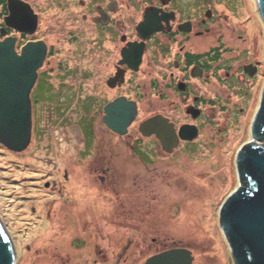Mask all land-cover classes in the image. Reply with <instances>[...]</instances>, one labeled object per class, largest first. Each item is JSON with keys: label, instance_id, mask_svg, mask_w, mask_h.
<instances>
[{"label": "flooded vegetation", "instance_id": "af4514ba", "mask_svg": "<svg viewBox=\"0 0 264 264\" xmlns=\"http://www.w3.org/2000/svg\"><path fill=\"white\" fill-rule=\"evenodd\" d=\"M22 1L35 15L34 30L29 33L7 26L8 0H0V31L5 30L0 39L15 37L17 52L24 43L41 40L46 51L29 93L30 141L17 154L27 158L31 170L47 166L51 172L47 181L42 179V187L52 188V208H69L58 200L59 194L67 191V183L73 187L72 182H79L74 162L80 167L82 181L78 185L85 199L73 208L80 213L84 241L88 238L93 249L79 261L76 258L75 264H143L149 256L175 247L189 249L194 264L196 257L189 245L171 242L161 248L149 247L135 259L131 234L128 239L120 237L122 251L118 255L107 253L101 240L113 239V234L105 231L108 227L116 230L127 224L131 231V225L149 224L146 218L163 217L166 207L159 201L143 202L142 207L134 202L136 211L131 209V177L136 175L131 166L139 167L151 180L166 169L165 160L194 155L195 142L202 134L218 139L213 133L215 126L228 130L231 122L236 125L234 132L251 133L264 94L263 41L249 40L239 31L236 39L242 38L244 46L229 44L224 34L209 27L214 18L211 10L200 16L197 6L183 11L176 0ZM146 8L152 21H160L161 29L141 35L136 25ZM205 38L209 40L205 42ZM41 79L44 88L39 90ZM112 102H121L116 110L129 113L123 134L104 121L105 106ZM151 117L175 131L164 138L171 142L169 146L164 147L153 132L141 133L140 123ZM46 128L57 134V140L43 138ZM60 128H64L62 137ZM66 128L71 136L65 139ZM41 142H46L42 149L38 147ZM246 143L236 145L234 158ZM32 144L36 146L34 154H26ZM127 179L129 184H123ZM135 213L140 216H132ZM161 217L154 223L162 224ZM84 223L89 225V233L83 229ZM55 258L50 256L51 263Z\"/></svg>", "mask_w": 264, "mask_h": 264}, {"label": "rangeland", "instance_id": "374dc122", "mask_svg": "<svg viewBox=\"0 0 264 264\" xmlns=\"http://www.w3.org/2000/svg\"><path fill=\"white\" fill-rule=\"evenodd\" d=\"M176 1L183 11L187 7L197 6L200 16H205L204 11L210 8L214 18L209 21L212 22L209 23L210 26L208 23L207 25L212 31L224 34L223 39L229 44L238 48L244 46L242 38L236 39L237 32L241 31L249 40L257 39L258 43L263 41L264 50V20L260 12H257V0ZM207 40L209 38L204 39L205 42ZM104 44H107L106 41ZM43 88L44 81L41 79L38 89ZM235 126L231 122L228 130L215 126L213 133L217 134L218 139H209L202 134L195 142L198 148L194 155H178L165 160L166 169H161L158 176L151 180H147L148 177L144 176L139 167L131 166V173L136 174L131 177V209L136 211L134 202L136 206L142 207L143 202L150 201H159L166 208L162 210L163 217L156 215L146 218L149 224L131 225V231L127 224L117 226L118 230L106 228V232L113 234V239L101 240L104 250L118 255L122 251L120 237L128 239L131 234V252L135 259L147 252L149 247L161 248L175 242L192 247L196 257L194 264H233L218 220L221 204L238 184L232 154L241 141L263 143L262 139L252 135V129L251 133L248 130L239 132L237 129L234 132ZM47 129H44L43 138L46 141L57 140V134L54 135ZM63 131L64 128L58 129L60 137L63 136ZM65 131L66 139L71 133L68 128ZM64 143L70 147L68 142ZM45 144L46 142H41L38 147L42 149ZM35 147L34 144L30 145L26 154H34ZM41 151L48 152L45 149ZM17 153L18 151L5 152L0 146V220L13 243L15 264H75L76 258L79 261V257H86L93 249L88 238L84 241L80 213L73 208L85 199L81 186L78 185L82 181L80 167L74 166L75 162L72 164L75 179L78 178L79 182H72L73 187L67 183V191L59 194L58 200L63 204L68 203L69 208L64 205L52 208V188H42L43 184L37 182L39 179L47 181L48 173L50 176L51 172L47 166L45 170L39 168L38 175L42 178L31 179L32 171L27 164L29 161L24 155ZM123 184L128 185L129 180ZM151 184L153 185L148 187ZM125 199L128 200L127 197ZM144 211L141 208L140 214ZM132 216L137 218L140 215L135 213ZM157 217L162 218V224L154 223L158 222ZM82 227L89 233L88 224L84 223ZM74 238L76 239L72 240ZM84 246V250L79 249ZM50 256H56L55 263H51L53 260Z\"/></svg>", "mask_w": 264, "mask_h": 264}, {"label": "water", "instance_id": "95a60500", "mask_svg": "<svg viewBox=\"0 0 264 264\" xmlns=\"http://www.w3.org/2000/svg\"><path fill=\"white\" fill-rule=\"evenodd\" d=\"M257 3L264 20V0H257ZM8 6L5 24L31 33L36 21L29 4L8 0ZM151 16L152 13L147 11L144 19L138 23L137 29L141 35L161 29L160 21H152ZM0 33L3 35L5 30L1 28ZM45 51L46 46L42 41L26 42L18 53L15 50V37L4 36L0 39V144L10 150H23L30 141L29 92ZM119 108L121 102L106 105L104 121L113 130L124 133L130 116L128 111L116 110ZM251 129L252 135L262 139L263 143L248 142L238 152L235 166L240 184L226 197L219 211L220 226L234 264H264V94ZM140 130L145 135L155 133L164 147L171 144L164 138L172 136V132L175 135L174 130L156 117L141 122ZM180 134L183 136L181 129ZM5 231L0 225V264H15L14 246L11 247V238ZM192 259L189 249L175 247L149 256L143 264H192Z\"/></svg>", "mask_w": 264, "mask_h": 264}, {"label": "bare ground", "instance_id": "6f19581e", "mask_svg": "<svg viewBox=\"0 0 264 264\" xmlns=\"http://www.w3.org/2000/svg\"><path fill=\"white\" fill-rule=\"evenodd\" d=\"M0 225L2 226V228H4V226H3V224H2V222H1V220H0ZM5 229V228H4ZM5 233H6V235H7V230L5 231ZM8 236V235H7ZM10 241V240H9ZM10 244H11V247H12V241H10ZM12 251H13V248H12Z\"/></svg>", "mask_w": 264, "mask_h": 264}]
</instances>
